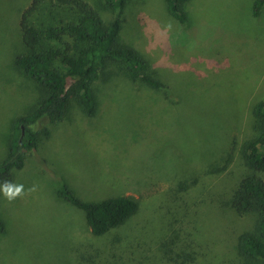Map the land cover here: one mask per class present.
I'll return each mask as SVG.
<instances>
[{"label":"rangeland","instance_id":"rangeland-1","mask_svg":"<svg viewBox=\"0 0 264 264\" xmlns=\"http://www.w3.org/2000/svg\"><path fill=\"white\" fill-rule=\"evenodd\" d=\"M30 1L0 0V160L10 124L36 95L13 63L24 51L18 21ZM86 1L106 21L117 15L103 0ZM254 1L188 0L182 24L165 0L126 1L119 40L141 52L166 89L133 83L112 64L94 82V116L72 104L60 122L30 126H48L49 134L15 176L36 191L12 202L0 193L9 226L0 234V264H80L82 252L93 263L81 264H170L157 251L170 223L191 258L183 264H239L237 237L252 217L224 209L222 200L244 172L240 144L264 96V4L254 16ZM63 187L86 202L129 195L138 209L93 236L84 212L59 194Z\"/></svg>","mask_w":264,"mask_h":264},{"label":"trees","instance_id":"trees-1","mask_svg":"<svg viewBox=\"0 0 264 264\" xmlns=\"http://www.w3.org/2000/svg\"><path fill=\"white\" fill-rule=\"evenodd\" d=\"M103 1L105 9L117 10L114 19H103L100 11L86 0H31L21 11L18 26L24 51L14 57L13 63L34 82L36 95L28 111L10 124L7 152L0 160V183L5 180L14 183L16 172L24 167L27 153L49 134L48 126L33 131L32 124L60 122L72 104L86 116L97 113L93 85L108 66H119L133 83L140 82L154 90L166 89L149 72L148 62L141 52L119 40L120 15L127 0ZM187 1L165 0L167 11L181 24L187 19L184 10ZM263 4L264 0L254 1V16ZM251 118V134L241 142L239 149L244 172L224 194L222 206L239 217H252L251 227L237 237L239 264H264V96L253 104ZM222 170L224 166L212 168V171ZM187 185L185 180L177 183L180 189ZM59 194L84 212L93 236L102 237L119 228L138 209L136 199L124 194L97 202L81 200L68 187L60 189ZM5 221L0 215V234L8 230ZM178 231L179 228H171L169 224L167 235L157 244L160 260L183 264L191 259L185 254L187 246L181 240L178 244ZM87 256L84 252L79 255L80 264L84 260L93 263Z\"/></svg>","mask_w":264,"mask_h":264},{"label":"clouds","instance_id":"clouds-1","mask_svg":"<svg viewBox=\"0 0 264 264\" xmlns=\"http://www.w3.org/2000/svg\"><path fill=\"white\" fill-rule=\"evenodd\" d=\"M34 191H36L35 185L25 190V186L23 184L13 183L8 180H5L3 183H0V193L3 194L4 198L8 202H12L18 198H23L26 194H29Z\"/></svg>","mask_w":264,"mask_h":264}]
</instances>
